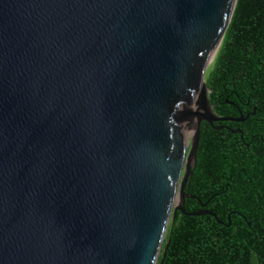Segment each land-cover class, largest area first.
Returning <instances> with one entry per match:
<instances>
[{
	"label": "water",
	"instance_id": "obj_1",
	"mask_svg": "<svg viewBox=\"0 0 264 264\" xmlns=\"http://www.w3.org/2000/svg\"><path fill=\"white\" fill-rule=\"evenodd\" d=\"M235 1L0 0V264H156L210 214L184 187Z\"/></svg>",
	"mask_w": 264,
	"mask_h": 264
},
{
	"label": "trees",
	"instance_id": "obj_2",
	"mask_svg": "<svg viewBox=\"0 0 264 264\" xmlns=\"http://www.w3.org/2000/svg\"><path fill=\"white\" fill-rule=\"evenodd\" d=\"M204 80L226 120L199 125L184 211L210 214L175 212L156 264H264V0L235 1Z\"/></svg>",
	"mask_w": 264,
	"mask_h": 264
},
{
	"label": "flooded vegetation",
	"instance_id": "obj_3",
	"mask_svg": "<svg viewBox=\"0 0 264 264\" xmlns=\"http://www.w3.org/2000/svg\"><path fill=\"white\" fill-rule=\"evenodd\" d=\"M177 212V211H176Z\"/></svg>",
	"mask_w": 264,
	"mask_h": 264
}]
</instances>
